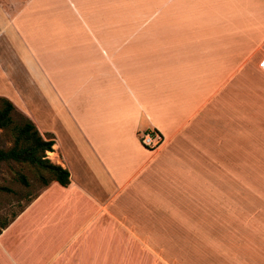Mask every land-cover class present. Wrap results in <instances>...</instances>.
Instances as JSON below:
<instances>
[{
    "label": "crops",
    "instance_id": "1",
    "mask_svg": "<svg viewBox=\"0 0 264 264\" xmlns=\"http://www.w3.org/2000/svg\"><path fill=\"white\" fill-rule=\"evenodd\" d=\"M9 10L0 97L69 184L16 215L0 264H264V0Z\"/></svg>",
    "mask_w": 264,
    "mask_h": 264
},
{
    "label": "rangeland",
    "instance_id": "2",
    "mask_svg": "<svg viewBox=\"0 0 264 264\" xmlns=\"http://www.w3.org/2000/svg\"><path fill=\"white\" fill-rule=\"evenodd\" d=\"M23 2L24 0H0V24H3L4 21L2 15H5L6 20H8L7 16L11 13L10 6L20 5ZM23 118L24 115L20 111L17 109L13 111L12 119L15 123H20ZM12 143L11 133L0 130V150H7L12 146ZM42 177L45 179L50 178L45 172H41L26 163L0 162V228L12 221L29 201L41 191L44 187ZM21 178H25L26 184L23 183ZM9 225L7 226V232L0 239V246H2L1 242H3V245L11 244L13 231L10 230Z\"/></svg>",
    "mask_w": 264,
    "mask_h": 264
},
{
    "label": "trees",
    "instance_id": "3",
    "mask_svg": "<svg viewBox=\"0 0 264 264\" xmlns=\"http://www.w3.org/2000/svg\"><path fill=\"white\" fill-rule=\"evenodd\" d=\"M14 110L15 107L10 101L4 98L0 99V130L10 132L13 137L12 146L7 150H0V162L26 163L41 172H45L50 178L42 177L43 186L48 185L51 181H55L64 187L67 186L69 184V172L46 158V152L52 151L53 137L48 134L44 137L41 136L34 124L25 117L20 123H15L12 119ZM21 180L26 184L25 178H21ZM9 223L2 225L1 231Z\"/></svg>",
    "mask_w": 264,
    "mask_h": 264
},
{
    "label": "built area",
    "instance_id": "4",
    "mask_svg": "<svg viewBox=\"0 0 264 264\" xmlns=\"http://www.w3.org/2000/svg\"><path fill=\"white\" fill-rule=\"evenodd\" d=\"M259 68L264 72V57L259 62ZM139 141L144 147L155 149L161 144L162 139L157 132H143L139 136Z\"/></svg>",
    "mask_w": 264,
    "mask_h": 264
}]
</instances>
